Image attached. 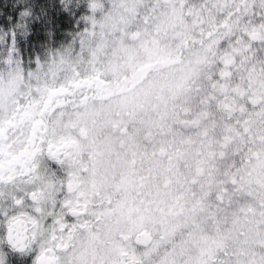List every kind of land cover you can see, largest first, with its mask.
I'll return each mask as SVG.
<instances>
[{
	"label": "rangeland",
	"instance_id": "374dc122",
	"mask_svg": "<svg viewBox=\"0 0 264 264\" xmlns=\"http://www.w3.org/2000/svg\"><path fill=\"white\" fill-rule=\"evenodd\" d=\"M67 2L38 0L46 13L42 22L37 8L38 35L29 42L17 40L14 47L5 44L7 32L0 23V107L19 87L43 92L53 84L72 81L76 72L91 75L103 62L104 68L114 65L122 80L128 69L151 62L146 68H152V74H140L130 92L125 85L112 99L120 115L103 123L105 137L110 134L113 139L104 153V174L107 171L110 181L122 188L128 205L141 203L152 214L162 215L169 237L181 235L177 244L182 260H191L193 250L197 263L227 251L232 254L230 264H261L264 123L257 113L264 110V101L258 109L247 102L254 92L243 100L234 91L225 92L228 78L213 76L201 61L193 64L197 78L177 67L161 72L156 58L148 55L159 57L174 44L136 41L126 30L145 0H73L80 9L75 19H60L58 5ZM35 3L0 0V17L19 5L30 12ZM242 63L234 61L229 79L233 75L255 81L248 76L252 69ZM256 70L264 77V61ZM210 80L218 87L211 88ZM261 86L264 99V82ZM127 112L140 117L136 132L125 129Z\"/></svg>",
	"mask_w": 264,
	"mask_h": 264
},
{
	"label": "flooded vegetation",
	"instance_id": "af4514ba",
	"mask_svg": "<svg viewBox=\"0 0 264 264\" xmlns=\"http://www.w3.org/2000/svg\"><path fill=\"white\" fill-rule=\"evenodd\" d=\"M126 30L136 41L174 44L159 57L148 55L161 72L177 67L197 78L193 64L201 61L213 76L228 78L225 92L234 91L241 100L254 92L247 102L255 108L263 104L264 77L256 69L264 61V0H145ZM234 61L251 68L248 76L255 81L244 78L247 71L245 81L233 75L230 80ZM105 64L43 92L19 87L2 103L0 213L17 218L40 213L54 264H230L227 251L197 263L193 250L191 260H182L181 235L169 237L162 215L141 203L128 205L122 188L104 174V153L113 139L105 137L103 123L120 115L112 99L125 85L130 92L139 76L152 74L146 68L150 62L128 69L119 80L114 65ZM212 80L211 88L218 87ZM126 114L125 129L136 132L140 117ZM258 114L264 123V110Z\"/></svg>",
	"mask_w": 264,
	"mask_h": 264
},
{
	"label": "snow or ice",
	"instance_id": "6c2138e0",
	"mask_svg": "<svg viewBox=\"0 0 264 264\" xmlns=\"http://www.w3.org/2000/svg\"><path fill=\"white\" fill-rule=\"evenodd\" d=\"M60 19H75L74 13L79 8L73 0L58 5ZM37 8H40L41 21L46 19V13L37 3L33 4L29 12L24 5H19L10 14L0 17V23L5 25L7 35L4 36L5 44L14 47L17 40L25 42L33 40L38 35L35 29ZM23 21L21 24L20 22ZM18 26L23 31L18 32ZM32 29L30 33L27 31ZM40 213L34 212L32 216H21L17 218L15 213H0V264H54L48 258L52 252L49 245L48 235L41 232L39 225Z\"/></svg>",
	"mask_w": 264,
	"mask_h": 264
}]
</instances>
